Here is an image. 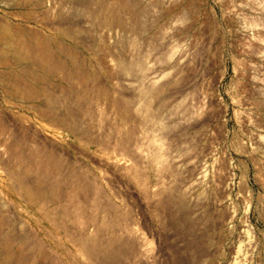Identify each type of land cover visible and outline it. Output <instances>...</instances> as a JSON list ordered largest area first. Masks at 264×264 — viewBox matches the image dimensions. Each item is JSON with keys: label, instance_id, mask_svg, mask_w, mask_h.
I'll return each instance as SVG.
<instances>
[{"label": "rangeland", "instance_id": "1", "mask_svg": "<svg viewBox=\"0 0 264 264\" xmlns=\"http://www.w3.org/2000/svg\"><path fill=\"white\" fill-rule=\"evenodd\" d=\"M0 264H264V0H0Z\"/></svg>", "mask_w": 264, "mask_h": 264}]
</instances>
